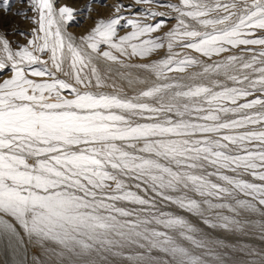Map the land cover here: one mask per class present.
I'll return each mask as SVG.
<instances>
[{"label":"snow or ice","instance_id":"6c2138e0","mask_svg":"<svg viewBox=\"0 0 264 264\" xmlns=\"http://www.w3.org/2000/svg\"><path fill=\"white\" fill-rule=\"evenodd\" d=\"M16 2L0 0L4 264H264V0Z\"/></svg>","mask_w":264,"mask_h":264},{"label":"rangeland","instance_id":"374dc122","mask_svg":"<svg viewBox=\"0 0 264 264\" xmlns=\"http://www.w3.org/2000/svg\"><path fill=\"white\" fill-rule=\"evenodd\" d=\"M12 2H13V11H15L17 8L20 7V5L16 2V0H12ZM70 2L73 3L74 7L80 8L81 5L85 2V0H70ZM160 2L161 3H169V2H175V0H160ZM112 3H113V0H98L95 7H96V10L98 12H100L102 15H106L107 14V7H101V5L107 6V5H111ZM124 3H126V4L131 3V0H124ZM141 7L142 6H137L136 11L139 12ZM159 10L160 11H166V9H163V8H161ZM158 20H164L167 23L168 18L167 17H159ZM76 22H73L69 27L71 29H75V31H77L80 34L81 33L84 34L89 29L90 24H91L90 21H86L83 17H78ZM173 23H174V21H173ZM29 27L30 26L27 24L20 23V28L22 30H27ZM121 34H124L123 30L121 31ZM10 39H21L22 40L21 37H10ZM125 90L128 91L129 93H131V89H128L126 87ZM106 91H110V89H106ZM214 235H218V234H214ZM219 238H223V237L220 236ZM231 242L232 243L243 242V243H247V244H259L260 243L258 240L248 238V237H234V238H231Z\"/></svg>","mask_w":264,"mask_h":264},{"label":"bare ground","instance_id":"6f19581e","mask_svg":"<svg viewBox=\"0 0 264 264\" xmlns=\"http://www.w3.org/2000/svg\"><path fill=\"white\" fill-rule=\"evenodd\" d=\"M68 32L71 33L75 37H79L80 35L83 34V33L81 34L78 33L77 31H75V29H71L70 27L68 28ZM4 248H5L4 242H0V264H4V260L6 259H11V253L10 252L5 253Z\"/></svg>","mask_w":264,"mask_h":264}]
</instances>
